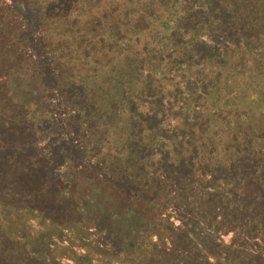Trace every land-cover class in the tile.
Listing matches in <instances>:
<instances>
[{
    "label": "trees",
    "instance_id": "1",
    "mask_svg": "<svg viewBox=\"0 0 264 264\" xmlns=\"http://www.w3.org/2000/svg\"><path fill=\"white\" fill-rule=\"evenodd\" d=\"M238 37L263 71L228 78L212 103L229 117L196 149L161 140L139 117L149 83L169 92L176 61L187 77ZM249 80L264 91V0H0V197L22 202L27 244L66 247L61 264H88L89 248L107 264H264V99ZM223 172L237 185L213 186ZM17 239L0 233V263Z\"/></svg>",
    "mask_w": 264,
    "mask_h": 264
},
{
    "label": "rangeland",
    "instance_id": "2",
    "mask_svg": "<svg viewBox=\"0 0 264 264\" xmlns=\"http://www.w3.org/2000/svg\"><path fill=\"white\" fill-rule=\"evenodd\" d=\"M215 42L214 46L204 49L203 55L194 62L193 66H189L187 77L179 61L175 62L174 68L168 75H161V84H164L169 89V92H163L156 86L152 87V84L149 83L147 93L151 94V96L145 98V104L142 102L139 106L142 112L139 117L146 121L151 127L155 126L154 129L161 140L164 141L168 138L177 137L178 140L176 142L182 145L184 138H186L189 140L187 144L192 146L193 149H196L202 137L207 133L209 127H211V123L215 119L219 121L227 119L229 117L228 115L231 114L230 108H215L212 103V100H216L217 98H223L224 101L225 96L229 94V92L226 91L229 85L228 78H233V76L236 75L246 76L252 73L251 69L256 72L263 71V68L259 66V58L258 55L255 54V47L250 44L249 41L245 40V38L238 37L235 39L233 42L234 47L230 45L229 42L227 44L217 40ZM229 60H232L234 63L226 66ZM210 71L211 78L209 77L210 73L208 74ZM214 81L215 83L213 84ZM246 83L251 84L248 87L253 90L251 93L252 96H255L256 99H259V97L264 99V91L260 89V87L255 86L250 80ZM170 86L172 89H170ZM215 89H218L216 95L214 93ZM202 92H204V95H202ZM205 94H207L208 98L202 97L205 96ZM185 99L187 101H185ZM185 102H187V104ZM176 114L178 117L177 120H180L182 126H186L185 128H172L171 118ZM151 138L154 140L155 137L151 136ZM160 143L163 142L159 141L153 149L149 150L154 151L157 149L159 151L160 149L161 153L164 154V147L160 145ZM246 150L247 149L243 150L241 154H244ZM244 165L252 168V165L249 163H245ZM20 172H24V170H20ZM249 174H251V172ZM230 175L231 176H228L226 172H223L215 176L210 183L219 190L222 189L220 185L225 179L232 181V184H236L235 174L232 173ZM81 185L83 188H86V183H82ZM20 197H27V185L25 189L23 187L18 189L17 198L19 201ZM20 206H22V202L13 203L12 201L10 203L8 199H5L3 196L0 197V233L9 231L12 233V237L20 236V239L15 241L14 247L11 245L12 250L9 248V251L11 250L19 259L11 260L8 257L6 258L8 261H2L0 264H35V262H37V264H61V261H66V259L60 260L59 256H55L63 252L64 258L68 253L66 247L58 248L61 252L56 253L55 249H52L53 247L44 246L34 249V247L31 248L30 245L27 244V235L31 233L29 231L31 225L27 227V224H25L24 232L23 228L20 229V226L17 225L16 216H18V214L23 216L24 214ZM255 207L264 209V199L256 204ZM7 210L8 212L5 213L4 211ZM51 216L53 218L54 215ZM53 219L54 221L52 220V224L56 226L62 224L61 221L57 220L58 218ZM73 226V223L70 224L71 228H73ZM56 230L58 231V229ZM57 231L56 233H52L53 236L50 237V240L59 239V242H62V237L64 236L62 233L60 234V231L58 234ZM33 234L34 233H32V236ZM46 237L47 236H45V238ZM70 244L71 243H69V245ZM69 245L68 247L70 248ZM97 251L98 250H93V248H89V251H86L87 254H90L88 264H107L105 262L106 259H102L104 262H100L95 258L94 253ZM36 252H38V257ZM4 256L3 251L0 250V258ZM33 256H36V259H34Z\"/></svg>",
    "mask_w": 264,
    "mask_h": 264
}]
</instances>
